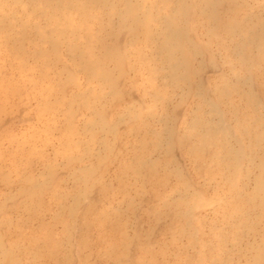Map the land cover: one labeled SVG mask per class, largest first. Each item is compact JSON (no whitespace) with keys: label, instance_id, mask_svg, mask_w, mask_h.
Returning a JSON list of instances; mask_svg holds the SVG:
<instances>
[{"label":"rangeland","instance_id":"rangeland-1","mask_svg":"<svg viewBox=\"0 0 264 264\" xmlns=\"http://www.w3.org/2000/svg\"><path fill=\"white\" fill-rule=\"evenodd\" d=\"M107 2L0 0V264H264V0Z\"/></svg>","mask_w":264,"mask_h":264},{"label":"bare ground","instance_id":"bare-ground-1","mask_svg":"<svg viewBox=\"0 0 264 264\" xmlns=\"http://www.w3.org/2000/svg\"><path fill=\"white\" fill-rule=\"evenodd\" d=\"M100 1H103V3L105 5H109L107 0H100ZM229 11L231 12L232 10L230 9ZM246 23H247L248 26H246L245 28H249L250 26L251 27L252 26L253 27L256 26L253 22H251V20L247 21ZM257 26H258V24H257ZM260 27H261L260 28V33L258 32V35H257L258 37H257V39H255L257 42L254 43L255 45H258V46H259V43H261V41H262V43H264V23H262V25ZM161 47H163V44L161 45ZM166 48L167 47L165 46L164 49H166ZM170 56H171V53L168 51L166 53V57L168 59H170L169 58ZM214 90H215L216 94L223 100L224 99L225 100L226 99L229 100V98H228L229 97L228 96L229 93H231V94L235 93L236 96L240 98V100L242 101L243 105H245L244 107H246V109H247V104L245 102H243V101H245V98H246V92L245 91L235 90V92H234V88L232 87V85L229 84L227 81H224V80H219L215 84ZM253 114H252V112H250V114H249V112H247L246 115L244 116L245 118L244 117H243V119L241 118L242 119L241 121L238 120L239 122L237 123V128H238L240 133H244L247 136V138L249 139V141L251 143L262 142V141H264V131L258 130V127L254 124V122L256 120H255V115H253ZM201 137H202V139H200L199 143L197 145L193 146L194 149H198L200 147H203L206 144L213 145L214 147L218 146V145H221V144H219L220 142L216 141V134L213 132L212 128L209 129V130L204 131L202 133ZM204 143H206V144H204ZM199 155H200V153H199Z\"/></svg>","mask_w":264,"mask_h":264}]
</instances>
